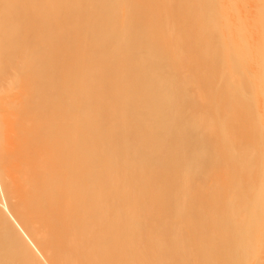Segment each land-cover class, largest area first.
I'll return each mask as SVG.
<instances>
[{
	"label": "bare ground",
	"instance_id": "1",
	"mask_svg": "<svg viewBox=\"0 0 264 264\" xmlns=\"http://www.w3.org/2000/svg\"><path fill=\"white\" fill-rule=\"evenodd\" d=\"M67 2L0 0V264H264V0Z\"/></svg>",
	"mask_w": 264,
	"mask_h": 264
},
{
	"label": "rangeland",
	"instance_id": "2",
	"mask_svg": "<svg viewBox=\"0 0 264 264\" xmlns=\"http://www.w3.org/2000/svg\"><path fill=\"white\" fill-rule=\"evenodd\" d=\"M73 1L74 0H68V2L66 3V4H60V6L59 7H63V8H70V7H78V5L77 4H74L73 3ZM76 1H78V0H76ZM45 4H47V9H48V7H49V2L48 1H45L44 2ZM58 6L55 8V10L57 9V8H59ZM160 8V10H163V7L162 6H160L159 7ZM59 15H60V21L63 19V15L62 14H60L59 13ZM60 26V25H59ZM82 27V26H81ZM80 27V28H81ZM80 54V53H79Z\"/></svg>",
	"mask_w": 264,
	"mask_h": 264
}]
</instances>
